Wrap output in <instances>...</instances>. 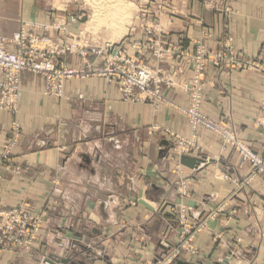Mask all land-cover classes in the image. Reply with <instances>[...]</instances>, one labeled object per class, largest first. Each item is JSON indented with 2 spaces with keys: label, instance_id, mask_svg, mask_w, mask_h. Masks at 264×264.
Listing matches in <instances>:
<instances>
[{
  "label": "crops",
  "instance_id": "1",
  "mask_svg": "<svg viewBox=\"0 0 264 264\" xmlns=\"http://www.w3.org/2000/svg\"><path fill=\"white\" fill-rule=\"evenodd\" d=\"M4 1L3 36L13 35L23 21L57 20L48 0L17 1L19 20L8 16L16 0ZM166 1L172 5L166 2L168 9L157 19L166 47L175 52L164 66L180 61L187 80L193 75L189 56L199 41L216 49L229 34L236 49L250 57L264 45V0ZM155 7L150 11L155 12ZM203 29L210 38L202 36ZM145 38L142 31L132 34L123 48L130 53L136 39ZM145 61L155 66L149 52ZM67 63L82 65L78 55L70 56ZM44 84L39 74H22L23 138L14 151L22 174H0V206L28 202L36 211L47 210V223L31 250L1 253L0 264H50V259H68L72 264H155L162 241L180 248L172 213L179 202L175 140L152 134L150 128L165 126L191 137L182 111L189 106L187 93L165 89L170 104L155 111L149 104L124 103L116 84L103 79L68 81L62 100L46 97ZM263 96L264 74L243 71L228 76L211 69L203 108L209 116L236 125L241 138L260 152L264 133L253 123L263 113ZM12 120L10 113L0 110V153L9 141ZM196 135L201 156L214 161L198 170L188 168L190 197L185 201L194 207L196 221L216 216L196 238L197 254L183 248L181 259L191 264H264V179L256 178L247 186L220 179L228 173L242 182L250 167L232 150L221 152L215 135L205 130ZM127 200L137 205L130 206Z\"/></svg>",
  "mask_w": 264,
  "mask_h": 264
},
{
  "label": "built area",
  "instance_id": "2",
  "mask_svg": "<svg viewBox=\"0 0 264 264\" xmlns=\"http://www.w3.org/2000/svg\"><path fill=\"white\" fill-rule=\"evenodd\" d=\"M36 24L23 22L21 28L10 38L0 34V110L7 111L18 120L20 114L21 77L25 71L39 73L44 76V94L55 100H62L65 96V85L70 79L88 80L102 78L108 83H115L126 102H152L158 108L164 100V87H174V75L162 68L152 69L142 61L146 50L159 62H165L169 52L166 42L154 36V30L149 25L146 28V38L143 45H135V51L127 54L117 44L106 42L102 45H90L88 41H74L70 32L71 24ZM36 30L54 31L56 34H39ZM204 36H209L203 31ZM74 52H78L83 60L80 68H69L64 64L65 59ZM94 56L101 63L92 62ZM210 58L216 66L224 64L232 67H247V63L236 60L227 43L215 51H208L205 46L199 47L197 53L191 57L196 63V81L185 84L187 92H193L191 109L188 111L193 131L201 128L219 135L226 144H231L241 150L254 163L255 171L264 173V158L255 155L245 144L241 143L234 130L216 120L207 117L202 112L203 87L201 79L206 72V61ZM264 72L263 67H261ZM180 73L182 70L180 69ZM264 124V120L262 121ZM14 138L8 145L0 159V169L4 166V159L8 158L13 148L20 140V125L15 121L13 125ZM165 131H168L166 129ZM178 137V135H176ZM181 153H189L197 148L191 142L180 138ZM185 195L186 193L183 192ZM188 209L183 208L181 218L187 219ZM32 222L30 227L28 223ZM41 218L29 214L23 209L6 212L0 209V251L16 248L29 249L38 237L41 229Z\"/></svg>",
  "mask_w": 264,
  "mask_h": 264
},
{
  "label": "rangeland",
  "instance_id": "3",
  "mask_svg": "<svg viewBox=\"0 0 264 264\" xmlns=\"http://www.w3.org/2000/svg\"><path fill=\"white\" fill-rule=\"evenodd\" d=\"M17 1L19 2V0H16V3L14 5L11 4L8 16H10V18L15 17L17 20H19V6L17 5V3H18ZM48 1L50 2L51 8L54 9L53 11L55 12V19H57L52 23L54 25L55 24L59 25V24H64V23H66L65 21H67V24H71L70 32L74 35V38H73L74 41L84 40V41H88L90 45H94V46L95 45H102L106 42H111V43L117 44V46L120 47V49L125 51L127 54H128L127 50L123 48L124 42L126 40H128L129 38H131L132 34H135L139 31H142L143 33H145L147 35L146 28L144 29L143 26L145 27L146 25H149L150 27H152L153 30H154L153 27H155L156 30L154 31L155 32L154 36L156 38L159 37V38L165 40V32L163 31L162 28H160L159 22H158L159 20L157 19V17H160L161 12H163L165 9H168L167 3H169V6L172 5V2L170 3V2H167L166 0H113V3L115 5L112 4V0H110L111 2H109L107 0L106 1L107 4H105L104 6L101 7L102 9L108 8L107 10L104 9L106 11V13L104 10H101V8H99L98 9L99 13L96 14L98 16H96L95 10H97V9L94 10V7L92 6L93 0H48ZM108 2L110 5H108ZM5 4H7L6 1L0 0V7L4 6ZM152 5L156 6L155 12H154V10H153V12L150 11V7ZM109 8H110V10H109ZM101 11H104V13H101ZM94 16H95V18H94ZM23 22H27V21H23ZM30 22H34V21H30ZM11 23H12V21H11ZM22 23H21L20 27H18L19 22L17 23L18 29L16 30V32L21 28ZM52 23H50V24H52ZM6 27H7V29L13 30L12 26L9 27V25H7ZM35 31H36V29H35ZM203 31H206L209 34V36H204ZM47 32L52 33V34H56V33H54V31H47ZM52 34H48V35H52ZM13 35H11V36H13ZM11 36H4V37L10 38ZM134 36H136V35H134ZM202 36L204 38H210L211 33L207 29H203L202 30ZM144 40L145 39H143V40L136 39V41L131 46V50H130L131 52L129 54H131L132 52L135 51V49H134L135 45H139V44L143 45ZM165 42H166V40H165ZM225 43H227L228 46L230 47L231 51L233 52L234 58L236 60L246 62L247 67H242V68L237 67L235 65V63H233L232 67H227L224 64H221L220 66H216V65H214L213 62H211V59L208 58L206 61V72L204 74V77H202V79H201V85L203 87L202 112L207 117H209L213 120H216L217 122H219L225 126L227 125V127L230 130H234L235 134L237 136V139L241 143L245 144V146H247L250 150H252L255 155H258V156L264 158V144L262 145L260 152L254 150L251 145H249L247 142H245L241 138L240 131L236 125H234L233 123L225 122V121H222L220 119H216V118L209 116L204 111V108H203L204 92H205L206 86L208 84L209 70H211V69L219 70L221 72L226 73L228 76H231L235 72H243V71H245V72H258V73L264 74V72L261 69V67H263V69H264V45L262 46L261 50L258 52V54L256 56L250 57V56H247L246 54H244L242 52H239L236 49L235 44H234V39L229 34L226 35L225 37H223L222 41L219 44V47H217L216 49L209 48L206 45L205 41H199L197 46H196V50H195L194 54L189 56V62H190V65L192 67V73H193L191 79H189V80L184 78L185 68L181 64L180 61L174 65H171L169 68H165V66H164L166 63H168L169 59L172 58L175 50H173L169 47L168 48L166 47V49H168L169 52L166 55L165 62H159L158 60H156L152 56L153 59L155 60V66H152L145 61L146 53L147 52H149L150 54L152 53L150 50H146L144 55H143V58H142V61L144 62V64L147 67L152 68V69L162 68V69H164V71L170 72L172 75H174V77H175L174 81H175V83H177V85L175 84L174 87H171V88L164 87L163 88L162 95L164 97V100L160 103L158 108H156L153 105V103L150 101H148L146 103L126 102L123 99V96L119 90V86L116 84V86L118 87V90L120 92L121 100L124 103H127V104H149V105L153 106L155 111H158L162 105L170 104L169 101L166 100V98H165V95H164L165 89H175V90L179 89V90H182L183 92L187 93V95L189 97V106L182 111L185 114V117H186L188 124H189V127L191 129V133H192L191 137L188 138L186 136L178 134V133L174 132L173 130H171L170 128L165 127V126L154 125V126H151V128H150V131L152 134H162L164 136L170 137L173 140H175V146L173 147V158H176L178 160V162L175 165L174 173L176 176V185H177V192H178V196H179V202L173 206L172 213H173V216H174L175 221H176L178 228H179V237H180L179 240L181 242L180 243L181 249L180 248L175 249V247L173 246V248L168 252V254H164V251L160 248L162 251L161 256H159L156 259L155 264H172L177 258H181L180 255L182 253L183 248L188 249L187 252L196 255L197 251L193 248L196 238L198 237L199 234H201L203 231H206L209 228V220L210 219L213 220L216 216V214L215 215L211 214L205 220L196 221L193 217L194 207L191 206L190 204H188L187 201H185L188 197H190L191 176H189L187 173L189 167H186L181 162L182 157L183 156L192 157L193 154L195 155L197 153L198 157H192V158L201 159L202 162L198 168H195L192 170H198V169L202 168L203 166L210 164L214 161L209 156L208 157H205V156L202 157L201 156V154H204V153H203V148L197 139L196 134L198 131L205 130V131L215 135L220 141L221 152H227L228 150H232L233 152L238 154V156L241 158V161L243 164H246L250 167L249 175L242 182H239V179L237 177H232L228 173H223L222 175H220V179L225 180V181H231L233 183L240 184V185L242 184L243 186L250 185L253 182V180H255L256 178L264 179V173H258L257 171H255V167L253 165L254 163L251 161V159L247 158L241 150L235 148L231 144H227V143L225 144L224 140L219 135H216V134H214V133H212L206 129L201 128L197 131H193L191 124H190V116H189L188 111H190V109H191L193 92H189V91L187 92V90L185 89L184 86H185V84H191V83L196 81V75H197L196 63L191 59V57L197 53V50L199 49V47L205 46V48L208 51L212 52V51L219 50L222 47H224ZM72 55H78L79 58L81 59L82 65L77 66V67H70L67 63V59ZM92 58H94V61L92 60ZM90 60L92 62H96V63H98V61H100V60H97V58L94 56H91ZM64 64L69 68H80L83 66V60H82V58L78 52H74L65 59ZM180 69L182 70V73H180ZM25 72H28V71H25ZM31 73H35V72H31ZM35 74H39V73H35ZM39 75H41V74H39ZM41 76H43V75H41ZM92 79H102V78H92ZM70 80H76V79H70ZM70 80H68V81H70ZM77 80H79V79H77ZM103 80H105V79H103ZM109 84H115V83H109ZM21 89H22V77H21ZM44 89H45V87H44ZM21 94H22V91H21ZM46 97H48V96H46ZM48 98H50V97H48ZM20 102H21V98H20ZM262 112L263 113L260 116H258L256 118V120L254 121L253 126L255 129L260 130L261 132L264 133V124H262V121L264 120V96L262 98ZM10 115L12 116V114H10ZM12 118H13V120L11 121V126H10V138H9V141L4 145V147L0 153V159L3 157V153H4L5 148L11 144V142L14 138L13 125H14L15 121H17L20 125V130H21L20 136L21 137H20L18 144L11 151V154L9 155V157L4 159V163H3L4 166L0 169V174L12 173L15 175H20V174H22V169L14 161L15 160L14 151L19 147V145L22 141L23 129H22V125H21V122L19 120V117H18V120H14L13 116H12ZM166 129H168L169 132L165 131ZM176 135H178V137H176ZM179 137L184 138L185 140L191 142L192 145H195L197 148L192 149V151L189 153H181L180 149H179V144H180ZM183 192H185L186 194L184 195ZM124 202H126L130 206H136L137 205V202L133 201V200H127ZM183 208L188 209L187 219H182L180 216ZM0 209L3 211H6V212H12V211L17 210V209H23V210L27 211L29 214H32L34 216H39L41 218V222H42L38 237L29 249H26L24 247H22V248L19 247V248L12 250V251L5 249V250H1L0 254L1 253L13 254L19 250L29 251L38 242H40V240L43 236L44 227L47 223V210L36 211V210H34L32 205L28 202H24L18 206L11 207V208H2L0 206ZM219 211H221V209ZM31 224H32V222L28 223V226L30 227ZM161 244L168 249L170 247L169 246L170 243H168V242L162 241ZM173 249H175L174 252H172ZM228 263H230V261Z\"/></svg>",
  "mask_w": 264,
  "mask_h": 264
},
{
  "label": "water",
  "instance_id": "4",
  "mask_svg": "<svg viewBox=\"0 0 264 264\" xmlns=\"http://www.w3.org/2000/svg\"><path fill=\"white\" fill-rule=\"evenodd\" d=\"M181 162L183 165H185L186 167H189L191 169H195L198 168L201 165V159H196V158H192L189 156H183L181 159ZM169 249L166 248L165 246H163L162 244H160V248L164 251V254H168V252L173 248L172 244H169ZM50 264H72L71 260L68 259H54V260H49ZM172 264H191L189 262H186L184 260H182L181 258H177Z\"/></svg>",
  "mask_w": 264,
  "mask_h": 264
},
{
  "label": "bare ground",
  "instance_id": "5",
  "mask_svg": "<svg viewBox=\"0 0 264 264\" xmlns=\"http://www.w3.org/2000/svg\"><path fill=\"white\" fill-rule=\"evenodd\" d=\"M106 1H107V0H93V2H92V3H93L92 6L94 7V10L97 9V10H95V15H96L97 13H99V11H98L99 8H101L102 6H104L105 4H107ZM108 1L111 2L110 0H108ZM105 2H106V3H105ZM109 2H108V5H110ZM114 2H115V1H114ZM103 3H104V4H103ZM112 4H114V3H113V0H112ZM114 5H115V4H114ZM112 7H113V6H112ZM113 8H114V7H113ZM115 8H116V7H115ZM104 9L107 10L108 8H107V9L104 8ZM104 9L101 8V10H104ZM105 10H104V11H105ZM109 10H110V8H109ZM104 11H101V13H104ZM105 13H106V11H105ZM99 15H100V14H99ZM96 16H98V15H96ZM94 18H95V16H94Z\"/></svg>",
  "mask_w": 264,
  "mask_h": 264
}]
</instances>
